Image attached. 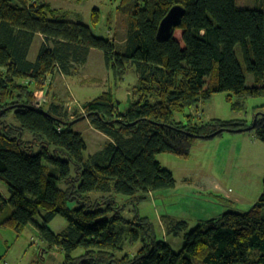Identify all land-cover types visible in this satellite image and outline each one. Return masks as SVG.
Here are the masks:
<instances>
[{
  "label": "trees",
  "instance_id": "obj_1",
  "mask_svg": "<svg viewBox=\"0 0 264 264\" xmlns=\"http://www.w3.org/2000/svg\"><path fill=\"white\" fill-rule=\"evenodd\" d=\"M110 1L118 2L117 11L126 17L120 51L112 38L93 31L101 20L98 7L86 24L66 19L47 0H0V115L13 110L21 125L6 124L0 131V186L8 192L5 197L0 190V229L19 234L33 226L50 248L63 250L65 264H193L192 259L264 264V178L258 200L246 211L227 210L189 230L185 221L168 223L167 233L184 232L178 252L157 238L146 217L126 219L112 195L173 187V173L156 154L186 157L197 138L252 130L264 143V105L256 107L251 124L221 118L194 122L191 114L186 121L174 118L218 92H228L233 109L242 107L239 100L264 96V0L254 7H239L237 0ZM175 4L184 7L181 21L169 38L159 39V23ZM36 35L42 42L30 61ZM91 49L102 51L117 80L133 68L137 79L127 89L130 102L119 108L110 89L84 102L73 117L55 93L36 107L47 78L74 73ZM244 70L253 76L251 85ZM85 114L108 137L88 156L85 140L70 123ZM22 128L31 133L29 139ZM57 215L67 221L59 233L48 226ZM138 241L135 254L123 253L125 244ZM78 248L83 252L74 256Z\"/></svg>",
  "mask_w": 264,
  "mask_h": 264
},
{
  "label": "rangeland",
  "instance_id": "obj_2",
  "mask_svg": "<svg viewBox=\"0 0 264 264\" xmlns=\"http://www.w3.org/2000/svg\"><path fill=\"white\" fill-rule=\"evenodd\" d=\"M52 7L65 12L66 19L90 23V13L94 7L101 11V20L93 31L106 39L112 38L120 51L126 36V17L117 11L118 2L110 0H47ZM239 7H254L256 0H237ZM42 39L36 35L28 53V60L35 61ZM237 57L242 61L240 47H235ZM102 51L91 49L85 64L70 75L55 73L47 78L37 100L46 103L55 93L59 101L67 107L70 117L81 112L84 102L95 98L102 91L112 90L117 98V105L123 109L126 105L127 89L135 84L136 73L128 67L123 80H117L113 71L107 68ZM247 85L253 78L244 70ZM48 92V94H46ZM228 92H218L209 99L199 101L195 106L187 107L182 112H175L177 121H186V114L192 115V121L202 122L212 118L243 119L252 123L256 107L264 105V96L247 97L239 100L241 108L233 109L227 99ZM36 100V101H37ZM238 101V99H232ZM3 109H0V112ZM0 131L6 124L20 127L13 110L0 115ZM73 130L81 133L87 144L85 156L100 150L108 137L95 129L84 118L73 125ZM23 138L29 139L31 133L22 128ZM160 164L169 169L174 176L175 185L159 188L146 194L141 192L130 197L112 192L117 204L124 206L123 216L133 220L135 216L146 217L158 239L170 243L178 252L184 243V232L174 235L164 230L170 222L185 221L187 230L199 222L218 219L227 210L246 211L258 200L264 178V143L252 130L224 131L210 138H197L191 146L188 156L183 157L169 152L156 154ZM2 194L7 197L6 188L1 185ZM103 194L92 192L93 196ZM72 203V202H71ZM71 206L73 204H70ZM38 218V216H37ZM67 221L61 215L55 216L49 228L55 233L61 232ZM141 242L123 246V253L133 255L140 248ZM83 252L78 248L73 252L77 256ZM122 253H119L121 256ZM193 264H202L199 259H192ZM65 264V253L60 248H50L42 241L36 229L28 225L21 233L0 229V264Z\"/></svg>",
  "mask_w": 264,
  "mask_h": 264
},
{
  "label": "water",
  "instance_id": "obj_3",
  "mask_svg": "<svg viewBox=\"0 0 264 264\" xmlns=\"http://www.w3.org/2000/svg\"><path fill=\"white\" fill-rule=\"evenodd\" d=\"M184 11V7L181 4H175L169 9L167 14L159 23L157 30V36L159 39H167L173 34L174 28L180 23ZM127 101L130 102L129 94H127ZM0 113H2V111ZM86 117L87 115L85 114L79 118H76L75 120H72L70 123L74 124ZM215 134L216 133H213L211 136H214Z\"/></svg>",
  "mask_w": 264,
  "mask_h": 264
},
{
  "label": "built area",
  "instance_id": "obj_4",
  "mask_svg": "<svg viewBox=\"0 0 264 264\" xmlns=\"http://www.w3.org/2000/svg\"><path fill=\"white\" fill-rule=\"evenodd\" d=\"M44 103H46V100H45V99L37 100V101L35 102V106H36V107H39V106L43 105ZM6 264H7V263H6Z\"/></svg>",
  "mask_w": 264,
  "mask_h": 264
},
{
  "label": "crops",
  "instance_id": "obj_5",
  "mask_svg": "<svg viewBox=\"0 0 264 264\" xmlns=\"http://www.w3.org/2000/svg\"><path fill=\"white\" fill-rule=\"evenodd\" d=\"M256 1H258V0H256ZM38 36H40L41 37V35H38ZM41 39H42V37H41ZM60 75H63V74H60ZM252 78H253V76H252ZM253 82H254V80H253ZM252 82V83H253ZM251 85V84H250ZM43 91V90H42ZM42 91H40V92H42ZM167 226V225H166ZM166 228V227H165ZM165 232H166V230H164ZM167 233V232H166Z\"/></svg>",
  "mask_w": 264,
  "mask_h": 264
}]
</instances>
